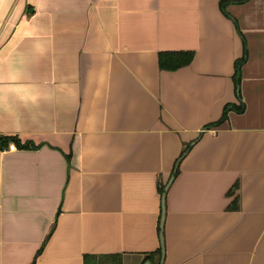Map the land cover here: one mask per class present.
Wrapping results in <instances>:
<instances>
[{"label": "crops", "instance_id": "crops-1", "mask_svg": "<svg viewBox=\"0 0 264 264\" xmlns=\"http://www.w3.org/2000/svg\"><path fill=\"white\" fill-rule=\"evenodd\" d=\"M2 136L0 264H264V0H0Z\"/></svg>", "mask_w": 264, "mask_h": 264}, {"label": "trees", "instance_id": "trees-1", "mask_svg": "<svg viewBox=\"0 0 264 264\" xmlns=\"http://www.w3.org/2000/svg\"><path fill=\"white\" fill-rule=\"evenodd\" d=\"M223 0V4H224ZM236 1H244V0H236ZM247 56V50L245 46V54L242 58L238 59L235 63V80L236 84L239 85L240 82V70L242 64L245 62ZM194 57V51L193 50H164L160 51L159 53V64L160 67L167 70H174L181 66L189 64ZM231 109H235L237 111H243L244 104L240 102V105H236L234 103H229L225 106L223 114L220 119L217 121H214L212 123H209V126L218 125L221 122H223L227 116L228 112ZM14 140L17 144L23 146V147H30L35 146V144L25 142L21 143L20 139L17 136H2L0 137V147L8 145V143ZM237 185H235L236 187ZM161 191H164V185L159 186ZM162 254V249H159L157 252L158 260L160 259V256ZM152 257V255L148 254L145 259H148ZM85 264H123L122 256L118 253L116 254H87L85 255ZM152 264H157L152 262Z\"/></svg>", "mask_w": 264, "mask_h": 264}, {"label": "water", "instance_id": "water-1", "mask_svg": "<svg viewBox=\"0 0 264 264\" xmlns=\"http://www.w3.org/2000/svg\"><path fill=\"white\" fill-rule=\"evenodd\" d=\"M174 175L170 178V180L168 181V183L165 186V190L162 194V217H161V248H162V257H161V263L164 261L165 259V254H166V249H165V240H164V224H165V217H166V195H167V190L169 189V186L171 184V182L173 181ZM143 264H151V262L149 260H146Z\"/></svg>", "mask_w": 264, "mask_h": 264}, {"label": "built area", "instance_id": "built-area-1", "mask_svg": "<svg viewBox=\"0 0 264 264\" xmlns=\"http://www.w3.org/2000/svg\"><path fill=\"white\" fill-rule=\"evenodd\" d=\"M10 148H12V149H16L17 147H16V145H15V143H10Z\"/></svg>", "mask_w": 264, "mask_h": 264}]
</instances>
